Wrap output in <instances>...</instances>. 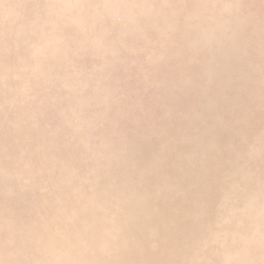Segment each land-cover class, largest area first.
I'll return each mask as SVG.
<instances>
[{
    "label": "rangeland",
    "instance_id": "rangeland-1",
    "mask_svg": "<svg viewBox=\"0 0 264 264\" xmlns=\"http://www.w3.org/2000/svg\"><path fill=\"white\" fill-rule=\"evenodd\" d=\"M0 264H264V0H0Z\"/></svg>",
    "mask_w": 264,
    "mask_h": 264
}]
</instances>
